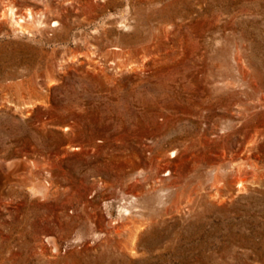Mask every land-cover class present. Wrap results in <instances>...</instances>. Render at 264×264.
<instances>
[{
    "label": "rangeland",
    "instance_id": "1",
    "mask_svg": "<svg viewBox=\"0 0 264 264\" xmlns=\"http://www.w3.org/2000/svg\"><path fill=\"white\" fill-rule=\"evenodd\" d=\"M0 264H264V0H0Z\"/></svg>",
    "mask_w": 264,
    "mask_h": 264
},
{
    "label": "bare ground",
    "instance_id": "2",
    "mask_svg": "<svg viewBox=\"0 0 264 264\" xmlns=\"http://www.w3.org/2000/svg\"><path fill=\"white\" fill-rule=\"evenodd\" d=\"M43 188H45V187H43ZM44 191H45V189H44Z\"/></svg>",
    "mask_w": 264,
    "mask_h": 264
}]
</instances>
